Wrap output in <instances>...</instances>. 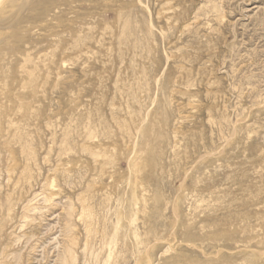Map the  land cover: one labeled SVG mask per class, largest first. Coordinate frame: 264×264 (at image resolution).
I'll return each instance as SVG.
<instances>
[{
    "label": "rangeland",
    "instance_id": "374dc122",
    "mask_svg": "<svg viewBox=\"0 0 264 264\" xmlns=\"http://www.w3.org/2000/svg\"><path fill=\"white\" fill-rule=\"evenodd\" d=\"M0 113V264H264V0H0Z\"/></svg>",
    "mask_w": 264,
    "mask_h": 264
},
{
    "label": "bare ground",
    "instance_id": "6f19581e",
    "mask_svg": "<svg viewBox=\"0 0 264 264\" xmlns=\"http://www.w3.org/2000/svg\"><path fill=\"white\" fill-rule=\"evenodd\" d=\"M128 26V25H127ZM131 27V26H130ZM131 33V32H130ZM1 114V113H0ZM184 118V117H183ZM14 127H16L15 125H14ZM1 129V128H0ZM10 133V132H9ZM10 135V134H9ZM43 148V147H42ZM66 148V147H65ZM33 149V148H32ZM62 150V149H61ZM24 151V150H23ZM66 151H68V149L66 150ZM26 154V153H25ZM72 154V153H71ZM36 160H38V159H36ZM49 160V159H48ZM10 161V160H9ZM50 161V160H49ZM66 161V160H65ZM14 162H16V161H14ZM58 162V161H57ZM36 163V162H35ZM62 163V162H61ZM30 164V163H29ZM51 164V163H50ZM31 165H32V163H31ZM65 165V164H64ZM37 166V165H36ZM12 167V166H11ZM38 167H39V165H38ZM53 168V167H52ZM59 168H60V166H59ZM64 167H62V169H63ZM2 169V168H1ZM59 170V169H58ZM10 171V170H9ZM62 171V170H61ZM67 171V170H66ZM40 172V171H39ZM59 172V171H58ZM64 172V171H63ZM63 172H62V174H63ZM68 172V171H67ZM26 173H27V171H26ZM52 173V172H51ZM60 173V172H59ZM3 174V173H2ZM33 174H34V172H33ZM44 174V173H43ZM53 174V173H52ZM10 175H11V173H10ZM15 175V174H14ZM56 175H58V173H56ZM66 175V174H65ZM68 175H70V174H68ZM25 176V175H24ZM35 176V175H34ZM62 176V175H61ZM72 176V174L70 175V177ZM1 177V176H0ZM50 177V176H49ZM54 177V176H53ZM14 178H16V177H14ZM32 178H33V176H32ZM36 178V177H35ZM34 178V179H35ZM67 178V177H66ZM72 178V177H71ZM11 179V178H10ZM24 179H25V177H24ZM42 179H43V177H42ZM65 179V178H64ZM21 180V179H20ZM33 180V179H32ZM31 180V181H32ZM3 181V180H2ZM29 181V180H28ZM28 181H26L27 183H28ZM42 181V180H41ZM66 181V180H65ZM64 181V182H65ZM12 181H10V183H11ZM22 183V182H21ZM59 184V183H58ZM30 185V184H29ZM57 185V184H56ZM59 185H61V184H59ZM50 186V185H49ZM20 187V186H19ZM59 187V186H58ZM70 188V187H69ZM17 189V188H16ZM34 189V188H33ZM47 189V188H46ZM23 190V189H22ZM56 190V189H55ZM59 190V189H58ZM61 190V189H60ZM33 191V190H32ZM73 191V190H72ZM48 192V191H47ZM51 192V191H50ZM50 192H48V193H50ZM26 193V192H25ZM17 194V193H16ZM54 194V193H53ZM57 194H59V193H57ZM23 195V194H22ZM28 195V194H27ZM55 195V194H54ZM66 196V195H65ZM11 197H12V195H11ZM53 197V196H52ZM60 198V197H59ZM9 199V198H8ZM62 199V198H61ZM18 201V200H17ZM16 201V202H17ZM24 201V200H23ZM54 201H56V200H54ZM72 201V200H71ZM84 202V201H83ZM73 205V204H72ZM78 205V204H77ZM78 207V206H77ZM73 209V208H72ZM16 211V210H15ZM71 211V210H70ZM71 213H73V212H71ZM25 214V213H24ZM85 214V213H84ZM40 215V214H39ZM71 216V215H70ZM71 218V217H70ZM74 220V219H73ZM41 223V222H40ZM46 223V222H45ZM68 223V222H67ZM76 223V222H75ZM60 225V224H59ZM73 225V224H72ZM40 226V225H39ZM42 226V225H41ZM32 227V226H31ZM38 227V226H37ZM60 227V226H59ZM5 230H6V227H5ZM73 230V229H72ZM88 230V229H87ZM27 234V233H26ZM17 235V234H16ZM25 235V234H24ZM47 236V235H46ZM89 238V237H88ZM36 239V238H35ZM57 240V239H56ZM55 240V241H56ZM63 240V239H62ZM54 241V242H55ZM60 243V242H59ZM76 244V243H75ZM19 245V244H18ZM59 245V244H58ZM70 248H68V249H66L65 250V256H64V259H66V258H68V257H71L72 255H71V250H69ZM89 249V248H88ZM74 250H76V249H74ZM7 252V251H6ZM45 253V252H44ZM76 253H77V251H76ZM73 254V253H72ZM74 256V255H73ZM4 257V256H3ZM24 257V256H23ZM43 257V256H42ZM21 260V259H20ZM6 261V260H5ZM38 262V261H37ZM12 264V263H11ZM20 264V263H19ZM53 264V263H52Z\"/></svg>",
    "mask_w": 264,
    "mask_h": 264
}]
</instances>
